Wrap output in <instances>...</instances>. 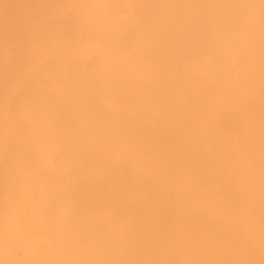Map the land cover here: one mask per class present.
Listing matches in <instances>:
<instances>
[{"label": "bare ground", "instance_id": "6f19581e", "mask_svg": "<svg viewBox=\"0 0 264 264\" xmlns=\"http://www.w3.org/2000/svg\"><path fill=\"white\" fill-rule=\"evenodd\" d=\"M0 264H264V0H0Z\"/></svg>", "mask_w": 264, "mask_h": 264}]
</instances>
